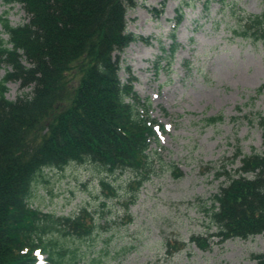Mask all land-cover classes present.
<instances>
[{"label": "rangeland", "instance_id": "rangeland-1", "mask_svg": "<svg viewBox=\"0 0 264 264\" xmlns=\"http://www.w3.org/2000/svg\"><path fill=\"white\" fill-rule=\"evenodd\" d=\"M136 3L127 32L138 40L120 55V79L127 83L130 69L135 92L166 129L151 146V179L135 193L132 173L108 175L89 163L46 170L31 207L58 217L87 212L92 235L66 241L80 264H255L264 236L222 242L211 211L214 196L240 175L242 160L264 156V92L257 93L264 86V40L235 34L242 19L264 13V0H227L209 9L196 0ZM1 19L12 27L28 23L20 5L3 0ZM173 34L180 46L172 58ZM0 40L9 42L1 21ZM31 91L10 83L7 97ZM102 181L117 195L108 197Z\"/></svg>", "mask_w": 264, "mask_h": 264}, {"label": "trees", "instance_id": "trees-1", "mask_svg": "<svg viewBox=\"0 0 264 264\" xmlns=\"http://www.w3.org/2000/svg\"><path fill=\"white\" fill-rule=\"evenodd\" d=\"M3 1L20 5L28 23L12 27L0 20L9 36V42L0 40V70L8 69L0 81V264H36L39 249L48 264H80L76 253L68 255L66 241L92 235L87 212L58 217L31 207L30 198L46 170L72 164H94L108 175L132 173L135 193L151 179V145L164 127L135 92L130 69L127 83L120 79V55L138 40L127 32L128 11L137 3ZM226 2L203 0L207 9ZM242 21L236 35L264 40V13ZM172 39L173 58L180 45L174 34ZM163 60L154 65L159 69ZM10 83L32 91L9 100ZM262 92L264 86L257 90ZM261 125L264 139V120ZM101 185L108 197L117 195L109 182ZM211 219L222 242L264 236L263 155L242 160L240 175L214 196ZM253 260L264 264V253Z\"/></svg>", "mask_w": 264, "mask_h": 264}]
</instances>
